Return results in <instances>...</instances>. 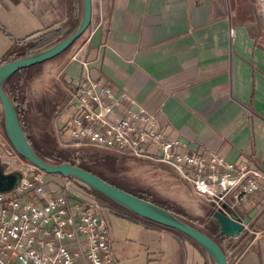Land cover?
<instances>
[{
  "label": "crops",
  "instance_id": "0c3cea01",
  "mask_svg": "<svg viewBox=\"0 0 264 264\" xmlns=\"http://www.w3.org/2000/svg\"><path fill=\"white\" fill-rule=\"evenodd\" d=\"M92 3L84 42L62 67L58 86L69 97L55 129L62 132L74 105L77 111V101L70 104L77 87L88 76L103 78L154 113L157 129L180 138L185 146L178 152H217L230 163L258 169L259 191L232 210L251 220L238 237L223 236L221 244L228 264H264V24L255 0ZM81 15L82 0H0V65L15 45L53 29L73 33ZM41 82L33 83L31 93ZM144 161L145 169L176 183L177 196L196 214L203 216L205 201L214 205L170 165ZM102 214L123 264H202L197 246L171 229L115 209Z\"/></svg>",
  "mask_w": 264,
  "mask_h": 264
},
{
  "label": "built area",
  "instance_id": "2783aa9c",
  "mask_svg": "<svg viewBox=\"0 0 264 264\" xmlns=\"http://www.w3.org/2000/svg\"><path fill=\"white\" fill-rule=\"evenodd\" d=\"M255 5L264 24V0H255ZM75 100L78 109L67 124L69 145L170 165L194 185L199 196L217 206L226 202L232 210L261 187L262 173L248 163L235 165L217 152H178L185 146L180 138L157 129L154 113L129 93H116L103 78L88 76L72 93L70 104ZM14 101L23 105L19 96ZM124 103L128 106L121 111ZM59 138L62 141V135ZM0 161L5 173H23L14 190L0 193V264H123L102 214V201L86 185L74 177L53 174L59 182L58 190H53L52 174L22 158L1 127Z\"/></svg>",
  "mask_w": 264,
  "mask_h": 264
},
{
  "label": "water",
  "instance_id": "95a60500",
  "mask_svg": "<svg viewBox=\"0 0 264 264\" xmlns=\"http://www.w3.org/2000/svg\"><path fill=\"white\" fill-rule=\"evenodd\" d=\"M92 12V0H82L80 23L72 34L47 48L0 65V101L4 111L5 131L10 143L22 158L37 168L48 174H61L76 178L90 189L95 190L132 213L184 233L194 240L215 264H228L225 250L208 231L199 228L186 217L160 204L134 195L80 165L69 161L52 162L42 157L25 134L17 108L5 89L6 82L21 69L45 63L71 47L89 28ZM22 177V172L5 173L3 166L0 165V193L14 190ZM213 217L219 227L220 234L231 237H238L251 220L249 216L243 219L237 218L226 202H223L221 206H216Z\"/></svg>",
  "mask_w": 264,
  "mask_h": 264
},
{
  "label": "rangeland",
  "instance_id": "374dc122",
  "mask_svg": "<svg viewBox=\"0 0 264 264\" xmlns=\"http://www.w3.org/2000/svg\"><path fill=\"white\" fill-rule=\"evenodd\" d=\"M68 1L69 3L72 2V0ZM69 14H72L71 8L69 9ZM58 31V33H60L61 29ZM86 33L87 30L66 51H64L57 57L43 63L38 69V71H36V73H34L31 78L26 79L25 75H22V80L19 84L22 90V92L20 91L21 93L15 92L14 94H12L13 92H10L11 95L9 96L14 102L16 108H18V104L16 105L14 98H17L19 96L23 99V105H20V109H24V112L22 113V115H20L19 112L18 114L20 116V119L21 116L23 117V122L26 124L28 129H30L31 137L34 139L35 144L39 143L41 146L47 148V151L49 145L46 144L44 140H51L53 142V146H55L60 151H64L68 154L69 162L80 165L81 162L84 161L88 163L89 166L95 172L118 185H121L133 191H145L146 193L151 194L154 200L159 203L167 204L168 206H177L186 213V215L188 216L186 218L190 220V222H192L199 228L208 231L211 234L214 230L218 229L217 223L213 217V213L217 206L216 203H214L213 205L211 202L205 201V205L203 206L205 213L203 214V216H201L200 214H196L197 212L193 210V208L189 207L186 203L187 200L181 199L177 196L179 192L177 191V189H175L176 183L171 182L168 178L163 179V177L158 176L157 172H152V170L145 169L144 163L147 162H145L144 159L136 158L126 153H115L110 150H105L101 148L97 149L91 146L88 148L87 146L76 147L74 145H69L70 142L67 139H69L70 129L68 128L67 124H65V128L62 130L61 135L63 138L61 141L59 138V136L61 135L55 129V118L60 109L62 108L64 104L63 102H61V105L58 107V109L55 110V113L53 114V119L51 120L52 122L50 125L52 130L50 132L51 138H49L47 128H49L50 126H48L43 121V115L39 112L38 106L42 104L43 101H57V99L60 98V92H62V88L58 86V83L60 84L59 80H61L62 77V67L67 61L68 57L72 53H74L78 49V47L84 42L83 37ZM64 34H66V32H62L60 36ZM29 43L30 41L21 43V45L18 46L21 50L20 52L25 51L26 47L24 46L29 45ZM14 54H12V57ZM10 58L11 56H5L3 62H8V59ZM37 80L42 81V85H40L36 90V93L33 94L31 93L30 89L33 83H35V81ZM75 111L76 106L74 105L72 107V112L75 113ZM0 127L6 139L10 143L5 131L4 111L1 101ZM81 147L84 148L81 150ZM83 150L85 152H83ZM152 152L156 153V151ZM56 155L57 154H55V156L53 157H56ZM45 158H47L48 160L51 159L52 162H55L54 159L50 157ZM161 168L166 169L164 167ZM172 174L173 172H171L170 176H173ZM49 180L52 189L57 191L59 188L58 180L53 176V174L52 176H50ZM178 183L179 185L181 184L180 181ZM102 204L105 209H114L107 202L102 201ZM106 216L108 218H111V214L109 213H106ZM179 236L185 239V237L181 235ZM189 242L191 244L193 243L190 240ZM193 246L196 247L195 244ZM196 249H198L201 254L202 264H215L211 257L203 249H200L199 247H196ZM186 259H189L188 253L186 255ZM126 264H128V262Z\"/></svg>",
  "mask_w": 264,
  "mask_h": 264
},
{
  "label": "trees",
  "instance_id": "16d2710c",
  "mask_svg": "<svg viewBox=\"0 0 264 264\" xmlns=\"http://www.w3.org/2000/svg\"><path fill=\"white\" fill-rule=\"evenodd\" d=\"M74 31V30H73ZM58 29H53V30H50L44 34H41L35 38H33L32 40H30V43L29 45L27 46H24L26 47V50L23 51V52H20L21 50L19 49L18 46H20L21 44L19 45H15L7 54H6V57L7 56H11L10 59H8V62L9 61H12V60H15L17 58H20V57H23L25 55H28V54H31V53H35L37 51H40L44 48H47L57 42H59L60 40H63L64 38L68 37L70 34H72V32H68L62 36L61 33H58ZM20 52V53H19ZM16 53V54H14ZM12 54L13 57H12ZM43 63H40V64H36V65H33L31 67H28V68H24V69H21L20 71L16 72L15 74H13L9 79L8 81L6 82L5 84V89L7 92H9V95L10 92H13L12 94H14L15 92L16 93H19L20 91L22 92L21 90V87H20V83H21V80H22V75H25L26 79H29L31 78L34 73H36V71H38V69L40 68V66L42 65ZM12 87V88H11ZM62 92H60V98L56 100H52V101H43L42 104H40L38 106V110L40 113H42L43 115V121L48 125L50 126L51 125V120L53 119V114L55 113V110L58 109V107L61 105V102H66V100L68 99L69 95L67 93V91H65L64 89H61ZM20 92V93H21ZM17 109H18V112L20 115H22V113L24 112V109H20V105H17ZM21 123H22V126H23V129L25 131V134L27 135L30 143L34 146V148L36 149V151L42 156V157H50L52 159H54L55 162H63V161H69V156L66 152L64 151H60L59 149H57L55 146H53V142L51 140H44V142L46 144L49 145V148L48 150L46 151L47 148H45L44 146H41L39 143L35 144L34 142V139L31 137V133H30V129H28V127L26 126V124L23 122V117L21 116ZM47 131H48V134H49V138H51L50 136V132L52 131L51 130V126L49 128H47ZM53 140V139H52ZM52 146V147H51ZM83 146H87L88 148L90 146L88 145H83ZM93 147V146H91ZM84 147H81V150L83 149ZM93 148H96V147H93ZM98 149V148H97ZM87 151V150H86ZM83 152H85L83 150ZM116 153V152H115ZM56 157H53L55 156ZM80 166L84 167L85 169L87 170H90L92 171L93 173L99 175L100 177H102L103 179L107 180L108 182L134 194V195H137V196H140L144 199H147L149 201H152L154 203H157V204H160L168 209H170L171 211L183 216V217H188L186 215V213L181 210L180 208H178L177 206H168L167 204H162V203H159L157 202L156 200H154L153 196L149 193H146L145 191H133V190H130L128 188H125L121 185H118L110 180H108L107 178H105L104 176L98 174L97 172H95L90 166L88 163L86 162H81ZM86 189H88L92 194H94L95 196H97L98 198H100L102 201L104 202H107L109 203L114 209H116L118 212L120 213H123V214H126L130 217H134V218H137V219H142V220H145V221H148L150 223H153V224H156V225H159V226H162V227H165V228H168L166 226H163L161 224H158L156 222H153V221H150V220H147L145 218H142L134 213H132L131 211L125 209L124 207H122L121 205L113 202L112 200L108 199L107 197L101 195L100 193L96 192L95 190L93 189H90L89 187H86ZM168 229H171V228H168ZM172 231H174L175 233L185 237L186 239L192 241L197 247H199L200 249H202L194 240H192L190 237H188L187 235H185L184 233H181L177 230H174V229H171ZM211 235L216 239V241L222 246L221 244V241L222 240V235L220 234L219 232V229H216L214 230Z\"/></svg>",
  "mask_w": 264,
  "mask_h": 264
},
{
  "label": "flooded vegetation",
  "instance_id": "af4514ba",
  "mask_svg": "<svg viewBox=\"0 0 264 264\" xmlns=\"http://www.w3.org/2000/svg\"><path fill=\"white\" fill-rule=\"evenodd\" d=\"M0 165H2L1 161H0Z\"/></svg>",
  "mask_w": 264,
  "mask_h": 264
}]
</instances>
